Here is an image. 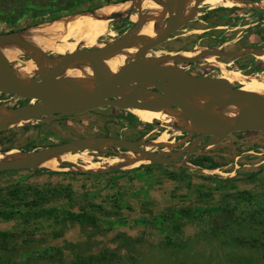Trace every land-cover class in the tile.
Segmentation results:
<instances>
[{"label":"rangeland","instance_id":"1","mask_svg":"<svg viewBox=\"0 0 264 264\" xmlns=\"http://www.w3.org/2000/svg\"><path fill=\"white\" fill-rule=\"evenodd\" d=\"M106 1L65 0L64 9L52 13L46 9L36 18L27 16L26 13H33L27 9H23L25 15L0 16V34L30 27L32 30L41 23L81 13L80 10L89 11L90 7L118 2ZM249 2L235 9L201 4L192 21L148 56L155 51L193 50L188 57L193 58L199 50L217 49L213 38L202 31L212 23L220 24L218 16L222 14L218 12H231L226 14L232 19L228 24L231 26L253 23L255 14L264 17V13L250 6L254 3L264 6V0ZM221 23L227 24L224 20ZM109 25L115 31L122 27L119 37L135 26L132 21H110ZM236 38L225 37L222 42ZM102 41L100 38L99 42ZM40 46L43 49V45ZM45 51L50 57L58 56L48 50L36 53ZM30 54H20L13 64L23 65L32 60L35 53ZM257 56L264 61V53ZM210 58L214 61V56ZM178 67L193 75L217 74L204 58ZM257 74L262 76L264 71ZM18 101L16 97L8 100L9 104ZM131 116L133 127L129 132L134 141L158 143L167 137L166 150L174 151L196 137L168 123H149L135 114ZM66 123L74 127L77 135L99 130L103 124V130L110 128L114 133L129 127L109 107L99 113L56 122L54 127L59 126L62 131L59 134L68 130ZM34 124L41 122L10 128L5 136L1 135L4 139L9 136L10 140L0 142V149L28 151L36 144L44 146L49 141L44 136L37 137ZM150 148L161 151L164 147L155 145L145 149ZM113 150L119 151L109 147V151L88 155L93 161L101 162L105 157H118ZM201 156H209L219 167L209 169L196 165L194 160ZM148 162L136 168L103 173L81 171V165L86 163L80 159L74 163L76 167L73 163L72 166L42 167L50 172L39 168L0 172V209L15 210L11 219L0 216V231L11 234L0 238V264H264V132L230 135L218 145L191 156L182 165ZM252 175L255 176L250 177ZM240 196H254V199L240 200ZM186 208L198 213V217L182 220L179 231H173L169 223H174L175 219L169 216L164 220L163 214ZM31 210L37 211L39 216L24 221L23 214ZM200 210L203 212L199 213ZM68 212L85 214V218L71 219ZM169 236L175 239L171 241Z\"/></svg>","mask_w":264,"mask_h":264},{"label":"water","instance_id":"2","mask_svg":"<svg viewBox=\"0 0 264 264\" xmlns=\"http://www.w3.org/2000/svg\"><path fill=\"white\" fill-rule=\"evenodd\" d=\"M127 1L129 0L118 1V3ZM154 1L161 2V5L167 11V17L163 22V27H161L162 32L157 38L149 39L147 42L131 40L132 33L138 26V22L131 20V15L135 13L144 14L146 10L137 11L132 8L127 16L114 14L109 18L110 21H132L135 24L131 31L122 37L116 38L118 42H123L122 46H111L108 48L81 47L82 49L79 48L73 52L57 57H50L45 51L43 56L46 59H56L58 62L46 73L36 74L33 78L34 86H28L18 77L16 74V66L0 49V92L28 101L27 104L18 108L0 106L2 110H7L12 115L10 118L5 119L0 112V132L12 128L24 120L30 122L49 121L63 116L81 114L102 107L112 106L127 110L135 108L148 110L178 108L182 111L184 117L190 121L194 130H179L174 125H171L179 131L189 132L191 135H196V137L190 143L174 151L166 150V145L164 147L161 144L155 143V141H132L125 138L108 136L84 137L42 149L19 150L23 155L27 156V159L20 162H1L0 172L36 168L43 169L42 163L52 157H59L64 154L81 151H109V147L140 154L144 158H148V163L150 164L177 166L187 163L188 159L196 153L218 145L230 135L252 131L264 132L263 96L241 90L232 80L224 76L193 75L184 70L176 72L146 63L147 56L150 52L168 42L177 31L194 19L198 8L204 0H198L196 5L187 12H184V8L188 0ZM243 1L244 4L242 6L231 7L229 9L246 6L247 4L245 3L251 0ZM112 3L114 2L108 4ZM108 4L90 9L89 12H94ZM257 4L259 3L250 4V6L253 5L259 12L264 13V7ZM182 15H185V17L182 18ZM31 28L0 34V38L21 33ZM133 43L140 46L136 57L127 62L115 73L108 71L98 59L100 52L120 50ZM27 49L29 50L24 53H35V56L36 52L41 50V46L38 44H27ZM256 53H264V49H244L236 53L224 55L227 57H238L245 54L257 56L258 54L256 55ZM204 55L219 56L223 54L217 49H209L199 50V53L193 58L184 59L178 56L164 55L162 59L172 61L179 68L178 65L195 62L200 58H204ZM74 61L86 62L92 66L94 72V88L75 89L72 83H70V86L74 90L61 89L55 86L60 73ZM127 88H132V90L124 94ZM145 92L159 95L160 98L159 100L144 101L142 96ZM199 97L206 99L208 102L210 101V104H214L220 108L234 106L238 114L223 113L215 116L206 115L202 111L201 106L190 101V99ZM159 123V120H156V124ZM162 123L161 125H163ZM206 138L207 140L204 141ZM147 144L151 147L157 145L158 147L164 148L161 151L152 150L151 148L147 150L143 147ZM6 151L0 152L6 153ZM112 152H116L118 157L122 155L120 151L113 150ZM60 164L72 166V162L68 161H62ZM73 167H76V165L74 164ZM82 169L81 171L87 173H103L124 168L110 166L103 172H91L84 168Z\"/></svg>","mask_w":264,"mask_h":264},{"label":"bare ground","instance_id":"3","mask_svg":"<svg viewBox=\"0 0 264 264\" xmlns=\"http://www.w3.org/2000/svg\"><path fill=\"white\" fill-rule=\"evenodd\" d=\"M197 2L198 0H188L184 8V12H187L190 8L194 7ZM201 4L209 5L211 8H230L235 7L234 4L242 6L244 1L204 0ZM132 8L137 11L146 10V12L144 14L135 13L131 15V20L138 22L137 28L132 33L131 40L147 42L149 39L157 38L162 32L161 27H163V22L167 17V11L161 5V2L154 0H129L127 2L108 4L94 12L85 11L64 16L58 18L57 20L55 19V21L41 24L32 30L29 29L21 33L4 36L0 38V49L13 63L18 60V56L20 54L29 50L27 49V44L43 45V49H41L42 51L48 50L58 56L73 52L81 47L108 48L111 46H122L123 42H118L116 40V31L111 25H109V18L114 14L127 16ZM184 17L185 15H182V18ZM100 38H103L102 42H99ZM139 48L140 46L138 44L133 43L120 50L100 52L98 59L108 71L115 73L127 62L136 57ZM192 52L194 51H155L152 55L147 56L150 59L147 58L146 63L179 72L171 67L173 64L172 61L163 60L162 56H178L186 59ZM210 57H212V55H204L205 61L209 65L218 66L221 69L220 74L232 80L235 84H238L241 90L259 94L264 97V74L262 76L259 74L248 75L242 70L231 69L229 67L226 68L223 66L224 64H217ZM57 62L58 60L56 59H46L42 52H38L32 57V60L25 62V64L20 67H16V74L28 86H34V76L38 73H46ZM70 83L74 85L75 89L94 88L95 83L92 66L82 61H74L70 63L68 67L60 73L55 86L61 89H73L72 86H70ZM131 90L132 88H127L124 91V94L131 92ZM142 97L144 101L159 100L160 98L159 95L150 92H145ZM190 101L201 106L202 111L209 116H215L223 113L238 114V111L234 106L220 108L214 104H210V101L208 102L202 97L190 99ZM1 110L2 109L0 108V112L5 119L12 116L7 110ZM130 112L145 122L153 123L154 121L159 120L163 123L172 124L179 130H194L190 121L184 117L182 111L178 108H164L157 110L135 108L130 109ZM28 122L30 121L24 120L15 126H23V124ZM158 144H161L164 147L166 144H169L167 142V137L160 139ZM143 147L148 148L150 145L147 144ZM88 153L89 151H81L64 154L59 157H52L42 163V165L56 168L62 161L75 163L80 159L87 164L81 165L85 170L91 172H103L110 166L136 168L140 164H144L149 161L148 158H144L140 154L125 151L121 153V157H105L103 159L101 158V162H95L92 160V157L88 155ZM26 159L27 156L23 155L17 149H10L6 151V153L0 152V163L20 162Z\"/></svg>","mask_w":264,"mask_h":264},{"label":"flooded vegetation","instance_id":"4","mask_svg":"<svg viewBox=\"0 0 264 264\" xmlns=\"http://www.w3.org/2000/svg\"><path fill=\"white\" fill-rule=\"evenodd\" d=\"M66 5L65 0H0V16L2 17H6V16H21V15H25V13L22 14L23 9L24 10H32L33 13L29 14L26 13L27 16H29L30 18H36V17H40L42 15V13H45L46 9L48 11V13H52L55 12L57 9H64V7ZM93 9L92 7L89 8ZM237 10V9H236ZM35 11V13H34ZM38 11V12H37ZM81 11V10H80ZM84 11V10H82ZM222 15H219L218 17L220 18L221 22L222 20H224L227 24L223 25L221 22L219 25H217L218 23H212L213 25L210 28L205 29L202 32H208L207 35H210L213 40L212 43L214 44V46H216L217 49L220 50H224L225 52L232 54V53H236L238 51L244 50V49H264V17L259 16V15H254V19L256 21H254L253 23H250L248 25H236V26H231L228 25L230 24L232 21V19L228 18V16L226 14H229L231 12H227L226 14L223 12H218ZM258 13V12H257ZM47 14V13H46ZM226 15V16H225ZM45 16V15H43ZM225 16V17H224ZM252 19V21L254 20ZM263 22V23H262ZM235 22H233L234 24ZM120 26V25H118ZM122 32V27L118 28L116 30V34L117 37L120 36ZM230 36H236L237 38L234 40H230L226 43L222 42V39L225 37H230ZM222 42V43H221ZM233 43L232 46L230 48H227V46ZM84 48V47H83ZM233 48V49H232ZM82 49V48H81ZM53 55V53H51ZM214 62H216L217 64H224L223 66L226 68H231V69H236V70H242L244 71L246 74H257L259 71H264V61L262 60V58H259L258 56H255L253 54H245L243 56H238V57H232L229 58L227 56L223 55H219V56H214ZM22 65H16V67H20ZM212 70L217 72L216 75H208V76H223L220 74L221 69L218 66H214L211 65ZM171 67L177 71H182L180 68L174 67L171 65ZM207 75V74H204ZM238 86V84H236ZM9 96V97H8ZM10 97H14L12 95H7L5 93H1L0 92V104L3 106H6L8 108H18L20 106H23L25 104L28 103V101L26 100H22L19 99V101L17 103H13V104H9L8 100ZM110 108L111 110H113L116 115H118V117H120L121 120H124L126 122L125 125L129 127H123L121 128V130L118 133H114V131H110L108 130H103V128L105 127V125L103 124L101 127V129L96 128V131L92 132L89 131V133L85 134H80L77 135L74 131V127L73 126H67L66 123V127H67V131L63 132L61 134H59L61 131L60 127H54L55 123L60 121H68V119L70 118H75V117H81L83 115H88V114H95V113H99L100 111H103L106 108ZM129 111V112H128ZM133 113L130 112V110L127 109H120V108H115L112 106H106V107H102L99 109H95L92 111H88L85 113H81V114H73V115H68V116H63L60 117L58 119H54V120H47V121H40L41 124H35L32 125L33 128L37 129V137H46L48 139V143H44V146L36 144L34 147H32L33 149H42L48 146H52V145H56V144H62L65 142H69L75 139H80V138H84V137H100V136H104V137H117V138H125L128 140H132L131 137V133L129 132V130H131V128L133 127V124L131 123V120L133 119V116H131ZM112 124H114L112 122ZM32 128V127H30ZM10 129V128H9ZM6 129L0 132V142L6 143L10 140V137L8 136V138L4 139L2 138L1 135H6L7 132H9L10 130ZM72 130V132H70ZM76 130V129H75ZM88 132V131H87ZM207 140L204 139V141ZM51 141V142H50ZM0 151H4V150H0ZM120 152H124V149H120Z\"/></svg>","mask_w":264,"mask_h":264},{"label":"trees","instance_id":"5","mask_svg":"<svg viewBox=\"0 0 264 264\" xmlns=\"http://www.w3.org/2000/svg\"><path fill=\"white\" fill-rule=\"evenodd\" d=\"M117 1H124V0H117ZM106 2H110V0H107ZM6 148H2V150H5ZM1 150V149H0ZM194 163L198 166H202V167H206L209 169H215L217 167H219L218 163L215 162L212 158H210L209 156H201L200 158H198L197 160H194ZM40 171L42 172H50L49 169L43 168ZM255 175H252L250 177H254ZM254 196H249V197H242L240 196V200H252ZM8 208V207H7ZM15 210H10V209H5L2 210L0 209V216L5 217L6 219H11L13 214H15L14 212ZM203 211L200 210L199 213H202ZM25 217L26 222L32 220V218H35L39 216V213L35 210H31L29 212H26L23 214ZM67 215L70 216L71 219H78V220H82L83 218H85V214L82 213H73V212H68ZM198 213L193 212V210L191 208H186V209H181L179 211H176L174 213H164L163 217L164 220H167L169 218V216L173 217L175 219L174 223H169V227L173 228V231L177 230L179 231L180 229V225H181V221L184 219H190V218H197L198 217ZM180 220V222L177 221ZM11 236V234L9 232H5V231H0V238H6ZM171 236H169L170 238ZM175 239V237H171L170 240L173 241Z\"/></svg>","mask_w":264,"mask_h":264}]
</instances>
